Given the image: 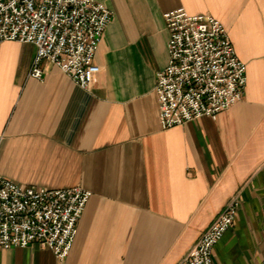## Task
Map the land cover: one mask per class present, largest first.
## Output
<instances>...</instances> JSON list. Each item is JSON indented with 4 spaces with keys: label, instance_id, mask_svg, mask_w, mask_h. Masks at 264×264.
Returning a JSON list of instances; mask_svg holds the SVG:
<instances>
[{
    "label": "crops",
    "instance_id": "crops-1",
    "mask_svg": "<svg viewBox=\"0 0 264 264\" xmlns=\"http://www.w3.org/2000/svg\"><path fill=\"white\" fill-rule=\"evenodd\" d=\"M112 13L84 90L36 47L0 42V176L92 194L68 258L0 250V264H179L227 203L214 264H264V0H95ZM211 15L246 66L244 98L216 119L163 130L156 75L169 61L164 14Z\"/></svg>",
    "mask_w": 264,
    "mask_h": 264
},
{
    "label": "built area",
    "instance_id": "built-area-1",
    "mask_svg": "<svg viewBox=\"0 0 264 264\" xmlns=\"http://www.w3.org/2000/svg\"><path fill=\"white\" fill-rule=\"evenodd\" d=\"M112 13L95 0H0V42L36 47L29 77L42 81L50 61L84 90L100 68L94 63ZM169 33L168 65L156 75L155 93L163 130L218 115L245 95L246 66L227 30L211 15L183 8L164 14ZM92 194L80 187L46 189L0 176V250L41 245L66 261ZM231 199L179 264H214L215 246L233 227Z\"/></svg>",
    "mask_w": 264,
    "mask_h": 264
}]
</instances>
